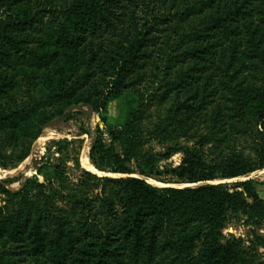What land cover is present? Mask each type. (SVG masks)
<instances>
[{
    "label": "trees",
    "instance_id": "obj_1",
    "mask_svg": "<svg viewBox=\"0 0 264 264\" xmlns=\"http://www.w3.org/2000/svg\"><path fill=\"white\" fill-rule=\"evenodd\" d=\"M76 105L117 177L51 141L19 190L0 181V264H264L256 183L213 184L264 169V0H0V168Z\"/></svg>",
    "mask_w": 264,
    "mask_h": 264
},
{
    "label": "rangeland",
    "instance_id": "obj_2",
    "mask_svg": "<svg viewBox=\"0 0 264 264\" xmlns=\"http://www.w3.org/2000/svg\"><path fill=\"white\" fill-rule=\"evenodd\" d=\"M68 111L71 114V119L67 122L63 121L62 119L54 120L51 123V125L43 131L42 136H41V137L49 136L50 138L47 139L46 141L40 142L39 141V139L41 138L40 137L33 145L30 156L22 164H20L17 168L12 169V170H3L0 168V170L4 172L11 171V173L0 178V181H10L5 184V186L8 189L17 191L24 184L25 180L36 176L37 169L38 167L42 165V159L44 158L45 152H46V151L42 152L41 149L42 147H45L47 149L51 141L53 140H60V139H68V140L80 139L82 140L81 149L79 151V162H80V157H81L82 152H85L88 158L90 147L92 145L93 139L96 134V129L97 127L102 129L104 125L101 122L99 115L92 112L90 108L86 106H82V105L72 106ZM163 113H164L163 107H161L158 110V112L154 113L153 119H155L156 115L163 114ZM117 116H118V102H113L108 106L106 117L108 119V122H113L117 118ZM83 131L87 132V134H81V132ZM154 148L156 151L160 150L159 146H154ZM38 160L40 161L39 165L37 164ZM52 161L56 162L55 159H53ZM167 164H172L173 166H175L177 165V159L172 158L171 160L167 162L161 163V166H165ZM28 169H30V171H28ZM98 173L99 174H96V173H93V174H96L99 177H103L105 175H107L108 177H117L111 174H105V173H100V172ZM240 178L241 179H235V180L233 179L232 180H217L213 182V184H226L229 187H231L235 183L243 182L246 180H252L256 183V188L259 193V196L261 198H264V185H261V183L264 182V173L262 170L256 171L254 173H251L247 176L240 177ZM39 180L42 181V178L39 177ZM185 187H195V186L185 185L181 188H185ZM230 234L235 235L237 237H241L243 239H246L250 235L248 228L245 227L242 223V220H239V219L231 220L227 228L224 230V235L228 236ZM258 251L260 254H264V248H260ZM262 260L264 261V256Z\"/></svg>",
    "mask_w": 264,
    "mask_h": 264
},
{
    "label": "bare ground",
    "instance_id": "obj_3",
    "mask_svg": "<svg viewBox=\"0 0 264 264\" xmlns=\"http://www.w3.org/2000/svg\"><path fill=\"white\" fill-rule=\"evenodd\" d=\"M50 137L49 136H47V137H41L40 139H39V141L41 142H43V141H46L47 139H49ZM60 138V137H59ZM80 163H81V166L84 168V169H86V170H88L89 172H92V173H96V174H99L98 172H97V170H95L91 165H90V163H89V161H88V158H87V155H86V153L85 152H82V154H81V157H80ZM21 166H23V165H21ZM28 171H30V169H28ZM263 171V173H264V170H262ZM9 173H11V171H5V172H2L1 170H0V178L1 177H4V176H6L7 174H9ZM258 175V174H257ZM236 179H241V178H236ZM233 180H235V179H233ZM149 183H151L152 185H156V186H162V185H160V184H156V183H154L153 181H151V180H149ZM183 186H185V185H183ZM183 186H176V187H183Z\"/></svg>",
    "mask_w": 264,
    "mask_h": 264
},
{
    "label": "water",
    "instance_id": "obj_4",
    "mask_svg": "<svg viewBox=\"0 0 264 264\" xmlns=\"http://www.w3.org/2000/svg\"><path fill=\"white\" fill-rule=\"evenodd\" d=\"M42 152H45L46 151V148L45 147H42ZM37 164L39 165L40 164V161L38 160L37 161ZM88 171V170H87ZM2 172H4V171H2ZM92 173V172H91ZM96 175V174H95ZM103 177H108L107 175H105V176H103ZM149 183V182H148ZM151 184V183H150ZM158 184V183H157ZM156 186V185H155ZM158 187V186H157Z\"/></svg>",
    "mask_w": 264,
    "mask_h": 264
}]
</instances>
